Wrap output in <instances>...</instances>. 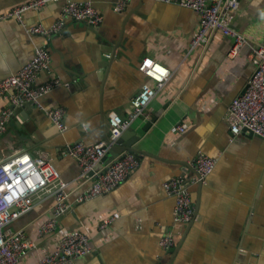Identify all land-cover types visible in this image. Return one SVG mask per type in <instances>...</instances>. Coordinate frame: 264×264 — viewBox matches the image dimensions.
Listing matches in <instances>:
<instances>
[{"label": "crops", "instance_id": "crops-1", "mask_svg": "<svg viewBox=\"0 0 264 264\" xmlns=\"http://www.w3.org/2000/svg\"><path fill=\"white\" fill-rule=\"evenodd\" d=\"M26 1L0 0V14ZM63 1L25 12V24L50 26ZM82 1L103 16L99 26L66 20L44 40L29 35L15 19L0 20V78L16 72L37 45L45 44L51 74L68 83L44 96L41 108L11 106L7 131L0 136V157L24 148L45 156L64 180L71 181L81 168L66 154L67 145L104 141L109 128L103 115L113 110L128 115L141 85L152 83L138 70L141 60L164 65L170 76L147 106L148 116L130 126L138 137L132 146L147 153L138 154V167L111 192L65 212L57 229L39 239L38 250L21 264H38L42 246L53 250L60 235L77 229L90 236L92 250L74 264H168L184 232L170 264H264V140L247 132L232 137L227 121L230 103L254 71L251 48L264 45V0H240L232 26L246 42L235 56H229L232 38L220 34L213 35L208 48L190 49L198 17L176 3L129 0L125 11L114 12L117 0ZM47 76L40 73L38 81ZM5 105L0 99V110ZM56 106L66 111L63 132L45 113ZM181 121L190 125L176 132L174 126ZM133 139L127 133L123 140ZM199 152L219 158L201 188L198 182L191 187L193 205L198 200L197 216L191 224H182L175 221V199L164 184L172 177H195L190 168L183 170L182 162L190 164ZM51 202L37 198L32 211L13 227L34 239L40 221L50 216ZM108 216L115 218L99 228ZM166 233L173 245L164 250L159 242Z\"/></svg>", "mask_w": 264, "mask_h": 264}, {"label": "built area", "instance_id": "built-area-1", "mask_svg": "<svg viewBox=\"0 0 264 264\" xmlns=\"http://www.w3.org/2000/svg\"><path fill=\"white\" fill-rule=\"evenodd\" d=\"M59 0H28L0 14V20L15 19L23 25L29 35L40 36L44 40L60 31L66 20L85 22L97 27L103 16L88 1L64 0L57 20L50 26L42 23L25 24V12L39 11L50 2ZM176 3L195 12L198 28L190 40V49H206L213 35L220 34L232 38L229 56H235L246 42L244 35L232 26L233 18L239 9L240 0H161ZM129 0H117L112 11L122 12ZM249 57L254 71L247 80L241 93L235 96L227 112L231 136L247 132L264 140V45L251 48ZM138 70L147 76L150 83H143L139 92L133 96L126 117L116 111H108L106 121L109 128L108 141L85 143L73 142L66 147V154L74 159L81 168L80 174L71 181L64 180L59 172L43 155H33L24 148L10 151L0 157V264H21L29 253L38 250V240L54 232L59 218L74 205L107 194L123 183L139 165V157L130 151L117 154L106 166L94 170L102 157L115 144L121 133L141 117H147V106L168 81L170 72L164 65L150 58H143ZM40 73L48 76L38 81ZM51 57L45 44L37 45L30 59L16 72L0 78V99L6 105L0 110V136L8 128L12 116L11 106L23 107L27 104L41 108V100L54 88L68 85L58 76L51 74ZM46 115L63 132L65 108L56 106L45 110ZM190 122H178L176 132L185 131ZM218 156L199 152L190 161V167L205 181L215 167ZM87 182V183H86ZM198 182L196 177H172L165 184V192L175 199V221L189 223L193 218L194 205L191 187ZM43 197V198H42ZM51 198L48 209L49 218L40 221L35 238H29L23 228H14L13 223L27 215L36 206V199ZM115 216L101 220L99 228L111 224ZM164 250L171 248L170 234L160 238ZM92 250L90 236L82 230L66 231L56 241L55 248L47 246L39 249L38 264H74L76 258Z\"/></svg>", "mask_w": 264, "mask_h": 264}, {"label": "water", "instance_id": "water-1", "mask_svg": "<svg viewBox=\"0 0 264 264\" xmlns=\"http://www.w3.org/2000/svg\"><path fill=\"white\" fill-rule=\"evenodd\" d=\"M161 111L162 110H159L156 113V115H155V117H153L152 121L155 120L156 116L159 115L161 113ZM104 116H106V115L104 114L103 117ZM127 133H130L131 135H134L133 141H131V142H125L123 140L126 137V134ZM103 139H104V141H108V137H106V136L103 137ZM137 140H138V137L135 136L133 130L130 127H128L127 128V131L125 133H123L119 137V139L116 141V143L113 144V145H111L110 149L102 157V159L100 160V162L95 166L94 170L99 169V166L102 164V162H105V161L108 162V161L112 160L114 157L117 156V154H119V153H121L123 151H130V152H133V153H135L137 155L138 154H142V153L143 154H147L146 152H144V151H142V150H140V149L135 148V147L132 146L134 142H137ZM182 164H183V170H186L187 168H190L195 173V177L198 179V189H200L201 186H202V181L198 178L199 177L198 174L195 172V170L193 168L190 167V165L187 162H182ZM197 204H198V200L194 204V212H193L194 214H193L192 220L195 219V217L197 216V207H198ZM192 220L190 221V224H191ZM185 236H186V232H184L182 238H180L178 244L174 247V249L172 251V254H171V258H170L168 264L171 263L172 259L174 258L176 252L178 251V249H179V247H180V245H181V243H182V241H183V239H184Z\"/></svg>", "mask_w": 264, "mask_h": 264}, {"label": "rangeland", "instance_id": "rangeland-1", "mask_svg": "<svg viewBox=\"0 0 264 264\" xmlns=\"http://www.w3.org/2000/svg\"><path fill=\"white\" fill-rule=\"evenodd\" d=\"M8 133H9V132H8ZM6 135H8V137L10 136V134H6ZM9 140H12V137H11Z\"/></svg>", "mask_w": 264, "mask_h": 264}, {"label": "trees", "instance_id": "trees-1", "mask_svg": "<svg viewBox=\"0 0 264 264\" xmlns=\"http://www.w3.org/2000/svg\"><path fill=\"white\" fill-rule=\"evenodd\" d=\"M137 155V154H136ZM138 156V155H137Z\"/></svg>", "mask_w": 264, "mask_h": 264}]
</instances>
